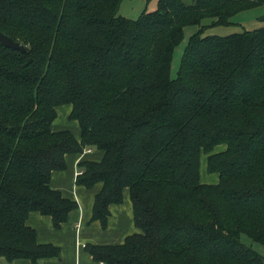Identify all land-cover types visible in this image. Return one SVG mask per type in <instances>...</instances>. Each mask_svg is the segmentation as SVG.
Wrapping results in <instances>:
<instances>
[{
    "label": "trees",
    "instance_id": "16d2710c",
    "mask_svg": "<svg viewBox=\"0 0 264 264\" xmlns=\"http://www.w3.org/2000/svg\"><path fill=\"white\" fill-rule=\"evenodd\" d=\"M124 0H0V257L32 264L60 256L39 244L30 213L58 230L78 209L50 186L66 157L85 150L75 184H101L91 221L129 192L138 232L86 244L103 264H264V26L226 36L264 0H158L136 20ZM197 27L171 78L183 29ZM71 106L80 138L51 130ZM222 147V149H218ZM215 184L200 180V157Z\"/></svg>",
    "mask_w": 264,
    "mask_h": 264
},
{
    "label": "crops",
    "instance_id": "0c3cea01",
    "mask_svg": "<svg viewBox=\"0 0 264 264\" xmlns=\"http://www.w3.org/2000/svg\"><path fill=\"white\" fill-rule=\"evenodd\" d=\"M264 18L261 20V23L256 25L253 29H248L247 31H251L257 28L264 26ZM61 112L57 111L56 118L51 124V130L54 132L68 130L67 126H60V124H56L57 119L62 118L68 119V116L71 111V106L64 105L57 107L62 108ZM75 121V120H70ZM77 129L74 131H70L77 139L80 138V129L77 121ZM76 127V126H75ZM72 129V128H71ZM102 153L100 151H84L83 153L77 155H69L66 157V170L64 171H55L51 175L50 186L52 189L60 191L61 194L71 200H74L78 209L72 211L68 215V220L66 223L62 225V227L58 230L54 229L52 225V221L47 216H41L38 213H30L27 218V225L34 229L36 233V240L39 244H52L55 247L60 249V256L56 258H46L39 262V264H92V257L85 252L84 247L89 242L95 243L93 245H117L114 243L121 244L124 242V239L133 233L138 232V229L134 225V232L130 226L129 220L127 218V214L129 212L132 213L133 220V212L131 207V202L129 198L128 190L124 191L123 200L128 196L130 203V211L128 209H116L119 205H111L109 207L110 216L108 221H112L109 223L110 234L108 235L106 232L102 233L104 236L108 237L110 240H94L90 234L84 232V225L91 224L96 228L97 232H100L96 225L92 224H100L98 221H91L88 223L89 219H91L92 208L94 199L97 193L100 192L102 185L96 184L90 189H87L83 186H78L75 184V178L77 176V165L82 161H100L102 159ZM204 163V164H203ZM203 166V167H202ZM201 169H204V174H200L201 182L205 183L206 181L203 178V175L214 176L217 179V176L207 174L205 170V162L201 161ZM203 171V170H202ZM207 184V183H205ZM122 204V203H121ZM120 204V205H121ZM124 215H123V214ZM108 224V222H107ZM112 237V238H111ZM122 241V242H121ZM0 264H32L31 261L25 259H19L14 261H7L5 258L0 257Z\"/></svg>",
    "mask_w": 264,
    "mask_h": 264
},
{
    "label": "rangeland",
    "instance_id": "374dc122",
    "mask_svg": "<svg viewBox=\"0 0 264 264\" xmlns=\"http://www.w3.org/2000/svg\"><path fill=\"white\" fill-rule=\"evenodd\" d=\"M184 1L186 3L190 2V0H184ZM157 3H158V0H124V1H122L121 5H120L118 14L120 16L125 17V18L131 19V20H136L143 11L150 12V11L155 10L157 8ZM263 18H264V6L259 7V8L254 9V10H248V11H244V12L239 13L238 15H236L232 19V21L235 24L231 27L213 28V29H210V30L204 32V34L226 36V35H229L232 33H240L244 30L253 29L256 25L261 23V20ZM197 29L198 28L195 26H187L183 29V40L175 48L174 54H173V59H172V63H171V78L176 77L177 72H178L180 57L182 56V52H183V50L187 44L188 38L193 33H195L197 31ZM63 108L64 107L58 108L56 110V112L57 111L61 112L62 110H60V109H63ZM56 124H58V125L60 124V126L66 125L68 130H71L74 132H76L75 130L77 129V124L75 121H70L66 118L63 119V117L57 119V122L55 123V125ZM218 149H222V147H220ZM205 159H206V156L204 154H202L200 157V166H201V161L205 162ZM205 170H206V163H205ZM206 173H207V171H206ZM200 174H204V169L203 168L201 169V167H200ZM207 174H209V173H207ZM211 175H215V174H211ZM215 176H217V175H215ZM203 178L206 181L205 183H207V184H215L217 182V179L214 176L203 175ZM116 209H122V210L128 209V211H130V203H129V199H128L127 195L124 198L122 204L117 206ZM127 218L129 220L131 228L133 229V231H131V232H134V225H133L131 212H129V214H127ZM90 220L91 219H89L88 223L91 222ZM111 222H113V220ZM111 222L108 221L107 227L104 229L100 226V224H92V225H96V227H98L100 232H97L96 228H94L93 226H90L91 224H89V225L85 224L84 225V229H85L84 232L87 234H90L91 237L96 241L97 240H102V241L110 240V239H108V237L104 236L102 233L106 232L108 235L110 234V230H112V229H110L109 223H111ZM241 241L245 245L251 247L253 250H255L257 253H259L264 258V246L263 245L256 244V243L252 242L245 235H241ZM88 243L92 244V245L95 244V243H92L89 241H88ZM114 244H118V243H114ZM92 263H96V262L93 261Z\"/></svg>",
    "mask_w": 264,
    "mask_h": 264
},
{
    "label": "water",
    "instance_id": "95a60500",
    "mask_svg": "<svg viewBox=\"0 0 264 264\" xmlns=\"http://www.w3.org/2000/svg\"><path fill=\"white\" fill-rule=\"evenodd\" d=\"M0 45L13 50L25 52V49L22 45L13 41L11 38H9L8 36L4 35L1 32H0Z\"/></svg>",
    "mask_w": 264,
    "mask_h": 264
},
{
    "label": "built area",
    "instance_id": "2783aa9c",
    "mask_svg": "<svg viewBox=\"0 0 264 264\" xmlns=\"http://www.w3.org/2000/svg\"><path fill=\"white\" fill-rule=\"evenodd\" d=\"M86 151H90V150H86ZM77 174H78V171H77ZM92 264H103V263L99 262V263H92Z\"/></svg>",
    "mask_w": 264,
    "mask_h": 264
}]
</instances>
